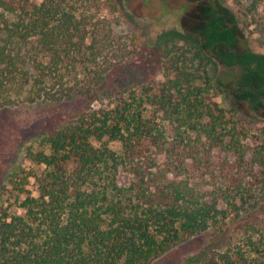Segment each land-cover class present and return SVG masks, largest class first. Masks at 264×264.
<instances>
[{
    "label": "trees",
    "instance_id": "16d2710c",
    "mask_svg": "<svg viewBox=\"0 0 264 264\" xmlns=\"http://www.w3.org/2000/svg\"><path fill=\"white\" fill-rule=\"evenodd\" d=\"M211 4L222 41L206 26L162 34L161 80L118 86L146 49L114 38L94 0H0V113L70 106L38 126L31 167L9 176L0 264H154L202 237L183 264H264V118L223 108L207 69L230 36L246 45L243 28L261 33L264 0ZM19 43L33 48L25 62Z\"/></svg>",
    "mask_w": 264,
    "mask_h": 264
},
{
    "label": "rangeland",
    "instance_id": "374dc122",
    "mask_svg": "<svg viewBox=\"0 0 264 264\" xmlns=\"http://www.w3.org/2000/svg\"><path fill=\"white\" fill-rule=\"evenodd\" d=\"M30 1L38 4L43 0ZM94 1L100 9H95L91 14L95 20L104 18L105 22H110L109 27L114 38L129 36L133 49H146V52L141 54L135 52L136 56L121 65L114 75V82L118 86L140 84L151 78L161 80L160 74L156 72V60L152 56L157 38L162 34L183 33L186 30L201 34L206 26L207 32H214L209 36H214L215 40H223L218 22L214 17L209 19L214 12L211 0ZM219 1L224 9H230L232 6L236 9L235 4L244 0ZM259 12L261 13L260 8ZM262 22L264 25V21ZM263 25L260 27L261 33H257L256 27L251 24L243 28L247 36L246 45L241 43L239 37L236 38V33L235 36L229 35L228 40L222 42L216 50V64L210 63L207 68L213 84L219 86L222 107L230 109L233 106L239 112L238 116H249L251 119L255 117L254 120L257 119L256 116L264 118ZM249 33L252 36H248ZM32 43L35 44L34 40ZM12 48L13 57L21 62H25L33 53L30 44L19 43ZM69 110L68 105L55 107L39 102L35 105H16L0 113V204L6 206L10 202H6V199L11 189L8 180L12 171L20 168L27 170L31 167L25 161L23 152L30 145L38 126L57 125ZM163 126L169 132L167 122H163ZM246 143L250 145L251 142L247 140ZM111 147L118 151L116 144ZM127 179L123 174L119 177L122 183H126ZM204 240L205 237H202L178 247L154 264H183L185 258L197 249L198 245H203Z\"/></svg>",
    "mask_w": 264,
    "mask_h": 264
}]
</instances>
